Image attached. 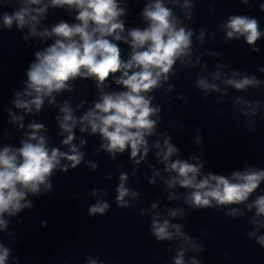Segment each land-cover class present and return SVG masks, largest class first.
I'll list each match as a JSON object with an SVG mask.
<instances>
[{"label": "water", "instance_id": "1", "mask_svg": "<svg viewBox=\"0 0 264 264\" xmlns=\"http://www.w3.org/2000/svg\"><path fill=\"white\" fill-rule=\"evenodd\" d=\"M152 2L118 0L125 9L120 17L125 26L123 35L148 26L142 12ZM163 3L172 9L178 27L192 31L191 55L182 58L183 62L178 59L161 87L147 94L152 98L151 106L160 111L152 117L156 120L153 134L145 137L147 154L141 151L133 159L130 148L113 156L101 147V135L92 134L90 128L82 132L80 123L73 127L72 144L63 143L68 133L60 128V109L67 102L77 120L92 109L101 95L92 77L70 80L68 89L45 97L39 111L15 106L17 93L21 100L32 98L24 95L27 70L35 62V53L54 43L56 37L30 35L27 26L18 28L15 22L6 28L3 15L13 14L22 4L0 0V150L21 147L31 132L29 125L37 123L44 125L38 135L45 138L49 150L58 148L71 154L74 145L83 154L75 168L68 160H60L48 178L51 190L41 185L36 195L27 193L21 203L31 207L0 217L5 221L0 227V246L9 250L6 264H89L92 260L96 264H175L181 250L185 264L193 259L199 264H264V246L256 239L264 236V216L257 217L255 207H247L264 196V181L241 204L217 206L213 201L212 207L196 210L186 202L192 189L179 184L169 188L168 181L177 174L166 170V163L176 159L202 163L198 179L208 173L231 178L234 172L264 170V35L255 45H248L243 36L228 39L223 26L231 16H247L255 18L264 33V10L260 8L264 0ZM76 14L67 6H49L36 25L37 33L50 31L61 21L77 23ZM113 42L126 61L132 51L130 45L123 40ZM245 77H255L259 83L242 90L226 83ZM199 79L216 85V89H202ZM124 90L114 77L103 88L105 93ZM14 116L23 119L13 120ZM166 138L178 149L168 162L157 155L160 149L155 147L157 142L163 147ZM65 165L67 171L62 170ZM121 175L127 177L124 186L130 193L124 197V207L116 199ZM132 192L137 195L133 197ZM97 202H106L109 209L103 215H89V208ZM233 209L235 214L228 215ZM172 211L178 214L172 217ZM254 218L259 224L252 223ZM165 219L179 225L182 235L157 241L152 222ZM169 230L175 233V229Z\"/></svg>", "mask_w": 264, "mask_h": 264}, {"label": "clouds", "instance_id": "2", "mask_svg": "<svg viewBox=\"0 0 264 264\" xmlns=\"http://www.w3.org/2000/svg\"><path fill=\"white\" fill-rule=\"evenodd\" d=\"M18 2L22 4L19 10L11 15H3L6 28L10 29L15 22L18 28L27 26L30 35H39L41 38L55 36L56 39L43 51L35 53V62L30 63L26 73L27 91L24 93L32 98L21 100L20 93H17L15 106L29 112L33 107L39 111L44 98H51L54 92L68 89L70 80L92 77L101 93L100 99L94 102V107L79 120L73 115L67 102L60 109L63 113L60 128L68 133L63 143L72 144L73 127L80 123L83 125L80 129L82 132L90 128L92 134L99 133L104 140L101 147L113 156L127 148L131 149L133 159L141 151L146 155L148 147L145 137L153 134L156 120L152 117L160 111L159 107L151 106L152 98L147 94L161 87V81L168 79L178 59L183 62L182 58L190 57L192 31L178 27L177 18L172 9L164 5L163 0H154L147 4L142 16L148 26L143 29L133 28L127 35H123L125 26L120 19L125 14V9L119 6L118 0H49L47 4L44 0ZM244 2L247 3V0ZM49 6H67L75 10L77 23L61 21L50 31L45 29L37 33L36 25L44 17ZM187 6L185 3V7ZM260 8L264 10V3L260 4ZM223 26L227 29L228 39L243 36L248 45H255L264 35L259 30L258 21L247 16H231ZM121 40L128 43L132 49L126 61L121 57L118 44L113 42ZM252 50L258 51L255 47ZM117 73L120 75L116 76ZM110 77H114L115 83L126 90L105 93L103 88ZM226 83L242 90L259 82L255 77H245L241 80L228 79ZM198 84L204 90L216 89V85H209L204 79H199ZM22 119L13 117V120ZM29 127L31 132L28 133V139L21 142V147H4L0 150V217L4 213L13 215L24 207H31L30 203L22 204L21 201L25 200L29 192L33 195L39 193L41 185L51 190L48 178L60 165L62 158L68 160L72 168L79 165L83 159V154L74 145L70 148L71 154L61 152L58 148L49 150L45 138L38 135L44 128L43 124L33 123ZM83 143L84 141H81V144ZM155 147L160 149L157 155H162L165 162L178 151L167 138L163 147L159 142ZM136 162L139 163L138 160ZM92 167L95 168V165ZM202 167V163L191 164L180 159L166 163V170L177 174L168 181V187L179 184L182 188L192 189L186 197V202L196 210L212 207L213 201L217 206L241 204L247 201L250 194L264 181V170L255 169H248L243 173L234 172L231 178L208 173L198 179ZM67 168L65 165L62 170L67 171ZM120 180L116 199L119 206L124 207V197L130 193L124 186L127 177L121 175ZM131 195L135 197L137 193L132 192ZM152 207L155 208L156 205ZM247 207L249 210L255 207L257 217L264 216V196L257 197ZM108 209L106 202H97L88 211L89 215L94 216L97 213L103 215ZM235 211L233 209L228 215H234ZM177 214V211L170 212L172 217ZM252 223L259 224V221L254 218ZM4 226L5 221L0 219V227ZM170 228L175 229V233L170 231ZM151 229L157 241L171 240L174 236L182 235L180 226L170 224L167 219L162 223L153 220ZM256 239L264 246V236ZM193 248L203 250L195 245ZM8 255L9 250L0 246V264H6ZM89 264H96V261L92 260ZM175 264H185L183 250L177 253ZM191 264L199 262L193 259Z\"/></svg>", "mask_w": 264, "mask_h": 264}]
</instances>
